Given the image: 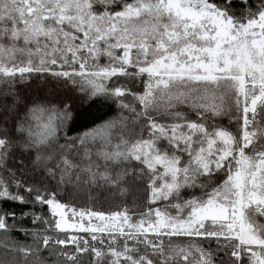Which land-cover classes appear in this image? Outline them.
Returning <instances> with one entry per match:
<instances>
[{"label": "snow or ice", "instance_id": "6c2138e0", "mask_svg": "<svg viewBox=\"0 0 264 264\" xmlns=\"http://www.w3.org/2000/svg\"><path fill=\"white\" fill-rule=\"evenodd\" d=\"M85 254L264 264V0H0V264Z\"/></svg>", "mask_w": 264, "mask_h": 264}, {"label": "trees", "instance_id": "16d2710c", "mask_svg": "<svg viewBox=\"0 0 264 264\" xmlns=\"http://www.w3.org/2000/svg\"><path fill=\"white\" fill-rule=\"evenodd\" d=\"M74 108L77 112L81 113L82 115L76 121L74 125V131L72 135H80L83 134L85 131L92 129L95 125L99 124L102 119H109L116 115L117 109H113L112 111L109 110L108 107H94L89 109L85 112L87 108V104L80 105L79 103H74ZM143 191H140L136 194L137 203H142L144 199ZM77 207H95L100 209L103 205V209L106 211H113L116 210L118 201L117 202H110V201H102V204H95L93 205L86 197H81L75 201H73ZM79 235L87 236L86 233H80ZM83 264H89V257L85 254L82 258Z\"/></svg>", "mask_w": 264, "mask_h": 264}]
</instances>
